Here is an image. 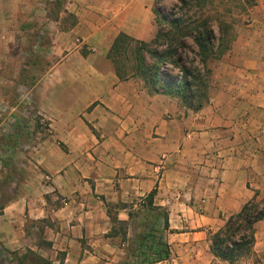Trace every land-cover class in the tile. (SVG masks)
Returning a JSON list of instances; mask_svg holds the SVG:
<instances>
[{
    "label": "crops",
    "instance_id": "crops-1",
    "mask_svg": "<svg viewBox=\"0 0 264 264\" xmlns=\"http://www.w3.org/2000/svg\"><path fill=\"white\" fill-rule=\"evenodd\" d=\"M53 1L0 0V264H123L152 190L175 250L155 264L219 261L209 231L264 200V0H239L196 111L115 69L117 37L155 36L158 0ZM21 100L48 119L32 140ZM253 236L256 263L264 217Z\"/></svg>",
    "mask_w": 264,
    "mask_h": 264
},
{
    "label": "trees",
    "instance_id": "trees-1",
    "mask_svg": "<svg viewBox=\"0 0 264 264\" xmlns=\"http://www.w3.org/2000/svg\"><path fill=\"white\" fill-rule=\"evenodd\" d=\"M196 1L194 0L195 8L200 9ZM180 2L184 6L188 5V1ZM197 9L186 17L178 15L170 19L156 11L157 26L166 22L169 29L164 30L160 26L149 41L135 40L125 35L117 37L112 50L117 73L120 76L133 73L143 80L147 90L176 97L187 109L196 111L202 108L209 100L211 69L208 67V60L212 56L221 55L228 47V42H225L219 26L222 23L217 21L214 26L213 21L209 17H203L202 10L197 13ZM215 27L218 28L219 35L215 34ZM189 37L196 48H191L187 43ZM185 50L195 57L189 61V65L183 56ZM130 58L132 63L129 62ZM170 69L176 72L171 73ZM155 193L156 191L152 190L141 201V209L128 213L129 219L141 215L142 222L139 226L142 230L135 233V227L131 226L129 259L123 264H155L167 260L170 256V248L164 237V232L169 229L168 213L154 205ZM263 217L264 200L253 198L245 203L238 213L227 218L224 228L214 233L209 231L212 254L221 260L232 261L235 258L232 253L234 247L240 249L247 244L252 246L253 224ZM111 219L117 222L116 218ZM242 223H245L251 234L248 237L241 235L239 241L232 240L231 232L237 227L240 228ZM123 225L125 223L120 222L118 229L125 236ZM226 231H229L227 235Z\"/></svg>",
    "mask_w": 264,
    "mask_h": 264
},
{
    "label": "rangeland",
    "instance_id": "rangeland-1",
    "mask_svg": "<svg viewBox=\"0 0 264 264\" xmlns=\"http://www.w3.org/2000/svg\"><path fill=\"white\" fill-rule=\"evenodd\" d=\"M47 4L49 1L54 2L53 0H43ZM188 1V5L184 6L180 0H158L156 11L159 12V14L167 15L168 19L175 17V16H181L186 17L188 15H191L193 11H195L197 8H195V2L194 0H185ZM196 4L200 6V9H197V13L199 10H202L204 14H202L203 17H209L212 21L214 26L216 25V22H221L222 24L219 25L221 28V31L223 33V37L225 42H228L229 37L226 36L227 33H229V28L232 27L231 24L235 22V14L240 13L239 11L245 9L242 2L239 0H197ZM50 6V5H49ZM49 11H52V7H49ZM160 20L158 16V21ZM163 28L164 30L169 29L168 23L164 22L158 25V28ZM35 40V39H34ZM187 43L190 45L191 48H196L193 40L189 37L187 38ZM159 49H162L159 47ZM186 60V64L189 65V61H192L195 57L192 53L185 50L183 54ZM131 57V55H130ZM134 58V57H132ZM132 58H130L129 62L132 63ZM171 73H175L176 71L173 69H170ZM4 132H2L0 135H4ZM3 151V150H2ZM1 153V150H0ZM263 199H258V201H261ZM261 204H259V207ZM142 222V217L139 215L138 217H135L133 219L132 225L135 227V233H138L141 231V227L139 224ZM236 227V224L234 225ZM122 231V230H121ZM214 233V232H213ZM229 233V231H226V235ZM231 239L234 241H239L241 235L248 237L251 234V231L246 228L245 223H242L241 227H237L233 229L231 232ZM209 234V233H208ZM211 237V235L209 234ZM225 237V235H224ZM228 245V242H226ZM128 245V244H127ZM170 245V244H169ZM128 247V246H127ZM170 248V256H173L175 253V250H173V246H169ZM232 253L235 256V258L232 261H225L219 259V261H213L211 264H253V261L249 260L252 254L251 244H247L244 247H241L238 249L237 247H234L232 249ZM168 258V260H169ZM255 263V262H254ZM163 264H170L167 261Z\"/></svg>",
    "mask_w": 264,
    "mask_h": 264
},
{
    "label": "built area",
    "instance_id": "built-area-1",
    "mask_svg": "<svg viewBox=\"0 0 264 264\" xmlns=\"http://www.w3.org/2000/svg\"><path fill=\"white\" fill-rule=\"evenodd\" d=\"M22 106L24 108V112L22 114L23 120H24V126H25V131L27 135L30 137V139H33L34 136V129L36 122L39 120L41 123L45 124L48 123V119L44 118L43 116L37 117L38 115L34 113L33 107L31 106V103L23 100H21ZM6 125V124H5ZM30 143L24 146V148L29 149L30 148ZM3 156V155H2ZM253 264H264V259L257 261L256 263Z\"/></svg>",
    "mask_w": 264,
    "mask_h": 264
}]
</instances>
